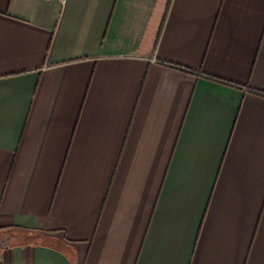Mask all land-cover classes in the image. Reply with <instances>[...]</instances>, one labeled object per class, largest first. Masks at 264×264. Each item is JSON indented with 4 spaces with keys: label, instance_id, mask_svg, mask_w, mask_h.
<instances>
[{
    "label": "crops",
    "instance_id": "0c3cea01",
    "mask_svg": "<svg viewBox=\"0 0 264 264\" xmlns=\"http://www.w3.org/2000/svg\"><path fill=\"white\" fill-rule=\"evenodd\" d=\"M0 258L264 264V0H0Z\"/></svg>",
    "mask_w": 264,
    "mask_h": 264
},
{
    "label": "built area",
    "instance_id": "2783aa9c",
    "mask_svg": "<svg viewBox=\"0 0 264 264\" xmlns=\"http://www.w3.org/2000/svg\"><path fill=\"white\" fill-rule=\"evenodd\" d=\"M0 264H9V262L5 259L0 258Z\"/></svg>",
    "mask_w": 264,
    "mask_h": 264
}]
</instances>
